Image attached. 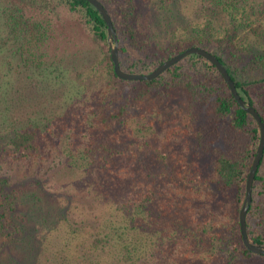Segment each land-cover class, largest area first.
<instances>
[{"label": "trees", "instance_id": "trees-1", "mask_svg": "<svg viewBox=\"0 0 264 264\" xmlns=\"http://www.w3.org/2000/svg\"><path fill=\"white\" fill-rule=\"evenodd\" d=\"M98 1L115 32L122 71L149 73L200 47L223 65L264 125V54L242 44L238 32L264 13V0H197L195 12L210 14L184 38L162 45L143 30L145 0ZM173 2L151 5L155 14H167ZM63 16L97 49L82 52L95 73L87 83L70 77L75 58L45 60L40 51ZM29 85L48 101L61 95L59 110H19L33 99L20 95ZM258 137L254 119L202 56L188 54L149 81L120 79L105 23L87 1L0 0V162L22 166L26 177L47 161L43 180L51 174L53 184L83 201L74 220L68 215L77 211L67 203L50 218L38 213L44 225L34 224L31 238L43 231L42 244L29 247L21 262L8 251L27 223L17 218L12 179L0 174V264H264V255L244 248L238 227ZM33 178L30 184L42 185ZM244 223L248 241L264 245V147Z\"/></svg>", "mask_w": 264, "mask_h": 264}, {"label": "rangeland", "instance_id": "rangeland-1", "mask_svg": "<svg viewBox=\"0 0 264 264\" xmlns=\"http://www.w3.org/2000/svg\"><path fill=\"white\" fill-rule=\"evenodd\" d=\"M145 1L147 5L145 9L148 8V10L145 12V19L144 22H142L143 30L153 31L154 35H152V38L157 45L165 44L169 40L184 38L188 35L189 31H191L192 25H195L198 21L203 20L205 16L211 12V9H204L202 11L203 13L197 14V12H195V10H197L196 7L199 10V5H196L197 0H174L169 13L155 14L156 12L151 5L153 0ZM261 15H257L255 19L251 17L252 20L250 18V20L247 21V24L244 26L242 25L239 28L238 32L239 41L242 44L247 47H251L252 50L256 52L264 54V13ZM90 48L93 52L97 53L96 47L92 45L90 41L81 33L75 22L63 16L59 20H54L52 33L40 51H42L45 60L62 59L69 62V59L71 60L72 58H75L76 62L74 67H72L73 70L70 71V77L74 76L73 78L77 82L87 83L90 79L93 80L95 73L89 71V66L86 63L84 64L85 58L82 52L85 51V49ZM72 53H76L75 57L71 56ZM61 91H63V89ZM29 94L33 97V99L21 101L18 105L19 110L24 111L27 109L39 108L42 110L57 111L61 107L58 103L62 97L61 95L57 94L53 101H48L45 96V92L42 90L39 91L38 85L34 87L29 85L23 90L20 89L21 98L29 96ZM161 115H163V112ZM44 141L47 142L48 140L44 139ZM47 144L50 148L53 147V143L50 140ZM177 151L179 155L175 157H179L181 155L182 147L178 148ZM50 154L51 155H49V157H51V159H60V156L58 155L52 157L54 152H50ZM46 163L47 161H45L39 169L34 168L32 170L33 174L26 176L28 177L26 178L21 175V171L23 169L22 166L17 167L13 163L6 164L4 162H0V174H6L12 179L11 186L14 187V191L17 196L16 213L19 215L17 218L22 216L24 223H27L24 233L21 234L18 242L16 243V247L8 251L15 259H20L21 262L25 260V257L27 256V249L29 247H39V244H42L44 234L43 231L38 234L36 239L31 238L34 234L32 231L34 224H37V226L44 225L39 224L40 221L36 222V219L40 217L38 213H48L50 218L51 211L54 209L57 210L58 207H62L65 210V204L67 203L70 206H74L73 209L77 211L76 213L70 211L68 215L69 218H73L74 220L80 217V208L83 202L79 200L80 197L74 194L72 189L68 186L57 187L53 184L52 182L54 179L51 174L47 176L48 180H43L45 174H42V171ZM33 177L42 179V185L38 186L35 182L30 184V181H34L36 179ZM57 203H59V205H57ZM61 204L62 206H60ZM56 210L54 212H56ZM55 222L46 224V226L55 224ZM37 251L38 249L35 250L34 248V252ZM43 251V257L49 256L48 249H44Z\"/></svg>", "mask_w": 264, "mask_h": 264}, {"label": "water", "instance_id": "water-1", "mask_svg": "<svg viewBox=\"0 0 264 264\" xmlns=\"http://www.w3.org/2000/svg\"><path fill=\"white\" fill-rule=\"evenodd\" d=\"M85 1L90 3L97 10V12L99 13V15L101 16V18L103 19L105 23L106 43L109 49V57L112 63V69L116 77L120 79H124V80L149 81L157 77L160 73H162L164 70H166L168 67H170L171 65H173L175 62L179 61L186 55L196 54V55H199L205 58L216 68V70L220 73L223 81L227 85L228 90L231 96L233 97L234 101L237 103V105L242 110H244L246 113L251 115V117L254 119L258 127L259 137H258V143L255 149V153L251 161L250 167L248 169L245 183H244V196H243V200H242V203L238 211V227H239L240 240L244 248L247 249L251 253L264 255V245L253 244L248 241L247 236H246V231H245V223H244L246 210L250 202L251 182H252L257 164L261 157L262 149L264 147V125L261 122L260 117L257 114V112L249 104H247L245 101H243L239 97V95L237 94L235 90L234 84L232 80L230 79L229 75L227 74L223 65L211 53H209L208 51L200 47H194V46L188 47L184 49L183 51L176 53L175 55L165 59L163 62L158 64L149 73L139 74V73H129V72L122 71L118 66L117 40H116V35L113 30L109 15L107 14L106 10L104 9L102 4L98 0H85Z\"/></svg>", "mask_w": 264, "mask_h": 264}]
</instances>
